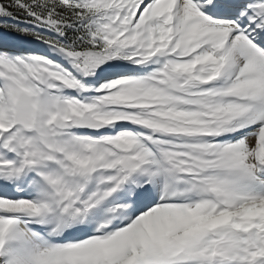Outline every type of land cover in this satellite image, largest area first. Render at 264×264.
I'll return each mask as SVG.
<instances>
[{"label": "snow or ice", "instance_id": "1", "mask_svg": "<svg viewBox=\"0 0 264 264\" xmlns=\"http://www.w3.org/2000/svg\"><path fill=\"white\" fill-rule=\"evenodd\" d=\"M0 264H264V0H0Z\"/></svg>", "mask_w": 264, "mask_h": 264}]
</instances>
